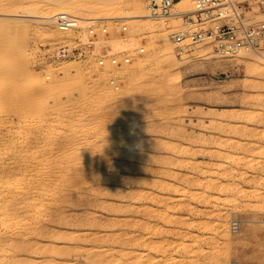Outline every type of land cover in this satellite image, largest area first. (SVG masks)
<instances>
[{
	"label": "rangeland",
	"instance_id": "1",
	"mask_svg": "<svg viewBox=\"0 0 264 264\" xmlns=\"http://www.w3.org/2000/svg\"><path fill=\"white\" fill-rule=\"evenodd\" d=\"M65 1L74 3L70 14L84 22L76 19L80 29L51 40L35 20ZM140 5L145 0L127 5L115 0H0V91L5 95L0 137L14 147V168L4 175L6 184L21 185L16 160L22 155L38 160L69 146L76 160L96 156L105 161L103 172L95 173L96 180L85 189L60 192L73 204L64 209L67 225L56 235L57 242L51 240L56 238L49 227L51 210L17 204L20 222L12 232L21 233L19 242L26 249H9V242L1 240L0 264L16 258L20 264H264V47L224 55L207 38L173 42L172 33L182 26L176 17L155 28L146 26L143 33L132 17L97 18L130 16L142 10ZM176 6L190 9L185 1ZM28 19L26 31L19 23ZM90 25L95 37L88 34ZM149 42L157 51L142 65ZM182 45L185 52H177ZM61 47L68 49L64 56H58ZM122 56L129 61L124 63ZM111 57L118 63L112 65ZM72 60L101 68L104 75L94 72L91 80L105 89L118 92L128 86L132 91L125 100L109 104L107 96L89 87L93 81L87 84V76L79 82L71 78L73 73L68 78L56 71L60 62ZM121 66L133 68L128 77L118 74ZM44 72L49 77L40 76ZM40 88L47 89L35 98ZM245 103L249 110L239 108ZM0 153L4 157L7 150L3 153L0 146ZM57 172L48 169L52 185ZM117 218L118 224L110 227ZM232 220L238 223L237 232L231 231ZM0 236L9 233L2 230ZM36 246L39 251L33 250Z\"/></svg>",
	"mask_w": 264,
	"mask_h": 264
},
{
	"label": "bare ground",
	"instance_id": "2",
	"mask_svg": "<svg viewBox=\"0 0 264 264\" xmlns=\"http://www.w3.org/2000/svg\"><path fill=\"white\" fill-rule=\"evenodd\" d=\"M136 0H115V2L117 4H120V2L122 3H125V5H127L128 3H131V2H134ZM182 2V1H181ZM61 3V2H60ZM71 4H74L73 2H69V1H65L63 3L64 6H61L58 10H56L55 12L53 13H43L41 12L40 15L37 16V19L35 20L36 21V24H37V27L39 29H41L44 33H46L49 38L51 40H57V39H60L63 35H67L70 33V30H61L60 28H58V26L56 25V16H58L59 14H68L69 16L71 15L70 11L68 10L69 6H71ZM184 4V3H183ZM34 5V4H33ZM37 6V5H36ZM32 7V6H31ZM30 7V8H31ZM74 7V6H73ZM139 8H142V10L138 11L137 13L135 14H130V16H119V15H114V14H107V15H104V16H100V17H97L98 19H112V20H120V18H129V17H132V21H137V27H139V30L137 29V31L139 33H143L144 32V29L146 26H150V27H157L159 26L161 23H164L165 24H168V22H170V20L172 19L171 18H167V20L163 19L161 20L160 17H151L147 14L146 10H145V6L144 5H140ZM187 8V7H185ZM29 9V8H28ZM37 11V9H36ZM24 12V11H23ZM14 13V12H12ZM2 14V13H1ZM11 15V14H10ZM18 16H28L29 14H26V13H23V14H20L18 13L17 14ZM16 16V14H15ZM72 17H75L79 22L83 21L84 19H82V17H79V16H74V15H71ZM3 17V16H2ZM6 18V17H5ZM12 18V17H11ZM36 18V17H35ZM145 19V18H149V19H152V22L150 23H144V22H139V21H142V20H139V19ZM138 19V20H137ZM34 20V19H33ZM130 20V19H129ZM16 21V20H15ZM14 20H6L5 22L7 24H15ZM131 21V20H130ZM131 21V22H132ZM4 22V23H5ZM17 22V21H16ZM30 20H23L22 22H20L19 24H23V27L26 31H28L29 29V26L31 23H29ZM84 22V21H83ZM82 22V23H83ZM35 23V22H34ZM135 23V22H133ZM33 24V23H32ZM147 24V25H146ZM17 25V24H16ZM15 26V25H14ZM36 26V25H35ZM133 27V26H132ZM131 27V28H132ZM37 30V29H36ZM40 30V31H41ZM38 32V31H37ZM43 33V34H44ZM131 33V31L129 32V34ZM132 33H133V28H132ZM131 33V34H132ZM136 33V32H135ZM133 33V34H135ZM130 34V35H131ZM154 37V36H152ZM151 37V38H152ZM209 40V39H208ZM152 41V40H151ZM211 42V41H210ZM212 43V42H211ZM146 49L147 51L146 54H144L141 58V60H139L141 63L140 64H145L144 62L147 61V59H150L152 54H154L156 51H157V47L155 46L154 42H149L148 45L146 46ZM179 53H183L185 52V46H180L178 48V51ZM175 52V53H177ZM167 53H164V55H166ZM168 54H171L170 52ZM106 58V57H105ZM264 58V57H262ZM109 59V58H108ZM137 58H135L136 60ZM137 60V61H138ZM91 62V61H90ZM104 62V60H103ZM110 62V61H109ZM48 63V62H47ZM111 63V62H110ZM118 63V62H117ZM116 63V64H117ZM134 63V62H132ZM138 63V62H137ZM136 63V64H137ZM92 64V63H91ZM91 64L89 63H86L85 64V67H81L79 66V64H76V62H74L73 60L72 61H62L58 64L57 68H56V71L57 72H60V74H62L64 77H68L70 78V75L71 73H73L74 76H72L71 78L73 80H76V81H79L81 82V80L85 79L86 76H87V84L91 83L92 81L94 82V80H91V74H93L94 72H96V74H99V75H104L102 72H98V71H102L101 68L95 66V64L93 66L95 67H92ZM139 64V63H138ZM139 64V65H140ZM113 65V64H112ZM115 65V64H114ZM55 66V65H54ZM122 67V66H121ZM135 67V65H134ZM86 69L87 72L83 71L82 69ZM119 69V68H118ZM131 67H128V66H125V67H122L120 68L117 72L118 74L122 77H128V75L131 73ZM104 70V69H103ZM105 72V70L103 71ZM117 74V75H118ZM39 75V74H38ZM43 75L47 78L49 77L48 76V72H44L42 73V76ZM95 75V74H94ZM97 76V75H96ZM119 76V77H120ZM162 76V74H161ZM165 76V75H164ZM102 77V76H101ZM115 77H118V76H115ZM161 79H164L161 77ZM161 79L159 81H161ZM92 82V83H93ZM131 82V80H130ZM128 82V83H130ZM91 83V84H92ZM90 84L89 87L92 88V90L95 92L96 95H104L105 97L107 96L108 99H106V101H109V104L111 103V105L115 104V102H118V101H122L123 98L125 100V98H127L126 96H128V93L130 91V89L127 87V90H120L118 92H115L113 90V88L111 89H105L100 83L99 81L96 80V82H94L92 85ZM12 87L15 89L17 86L15 84L12 85ZM49 87H53L52 85L48 86ZM94 88L96 90H94ZM45 89L47 88H40L38 91H36L35 93V98H39L40 97V94L43 93V91H45ZM129 89V90H128ZM132 89V87H131ZM132 91V90H131ZM130 91V92H131ZM134 92V91H133ZM1 91H0V100H4V97L5 95H1ZM94 94V95H95ZM118 94V97L116 96ZM95 95V96H96ZM26 98H29V97H23L22 99H26ZM99 99V97L97 98ZM24 101V100H23ZM28 101V100H26ZM24 101V102H26ZM116 105V104H115ZM240 109L242 108H248V110L251 108V105L248 104V103H245V104H241V106H239ZM239 108H237V110H235V112L237 113L239 110ZM122 112H124L125 110H121ZM249 115V114H248ZM234 124L231 125V127H233ZM96 130L99 131V128H96ZM0 146H1V150H3V153L5 150H7V154L2 157V153H0V232L2 230L4 231H7L9 233V236H6L4 237L3 239H0V247L2 246V241H8L9 242V249L11 247H19L22 249V247L24 249H26L25 246L22 245L21 242H19L20 240V234L19 232H12V230L14 229V225L18 222H20V218H18L17 216H15V211H16V208H17V204H20L18 208H32V207H35V205L38 206V209L37 211L38 212H44V211H48V210H51L52 211V218L50 219V222H49V227L53 229L52 233L55 235L56 238H54L53 236V239L51 240H55L57 242V236L56 235H59L61 231H59L61 229V227H63V225L66 224V221H63L64 219V209H66L67 207H69L72 203V200H69L68 198H65L64 196H61L60 195V192L63 191V189H70L71 187H81L82 189H85V187L87 186L86 184L87 183H91V182H94L96 180V177L95 175L100 173V172H103L102 170H104V160L103 159H97L96 156H92L90 158H83V159H79V160H76L74 158L75 156V152L72 151V154L75 153V154H71V152L68 153V150H69V146H65L62 151L60 152V154H53V153H50L51 155H48V156H43L42 158H39L38 160H35L31 157H28L27 155H22L21 158H19L18 160H16V170H17V175L19 178L22 179V182H21V185H13V186H10L8 184H6L8 181L5 180L4 178V175L8 174V172H10V170L12 168H14L13 166H10L11 165V162H13V154H14V147L12 145V141L11 140H3L1 137H0ZM76 147V148H75ZM75 149H77V145H74ZM51 152V150L49 151ZM65 156L64 157V161L63 162H60L59 161V157L60 155ZM74 158V159H73ZM11 161V162H10ZM37 163H40L39 165H36ZM80 164V165H79ZM103 166V167H102ZM50 168L52 169H58V172L54 175V179H55V184L52 185L50 184L51 183V179L53 178H50V175L48 173V169L50 170ZM96 173V174H95ZM117 173H114V175H112L113 179L115 178ZM29 178V179H28ZM32 183H35V186L31 185ZM89 186H92V184H89ZM3 190V191H2ZM76 193H78L77 190H75ZM30 195H33L32 198L30 200ZM76 201V199H75ZM120 207V206H119ZM117 210V208H116ZM120 210V208H119ZM121 211V210H120ZM123 211V209H122ZM121 211V212H122ZM262 212H264V210H261ZM28 211H25L24 213H27ZM124 212V211H123ZM120 213V212H119ZM50 214V212L48 213ZM51 215V214H50ZM120 216V215H119ZM124 216V215H123ZM23 219V218H22ZM89 219V217H88ZM114 219V218H113ZM116 219V218H115ZM91 221V220H90ZM118 218L117 220H113L112 222H109L108 225H110V223H112V226H116L118 224ZM93 222V221H92ZM91 222V223H92ZM260 222H264V220H261ZM94 223V222H93ZM92 223V224H93ZM113 224H116V225H113ZM30 224H26V226L28 227ZM67 225V224H66ZM88 226V224H87ZM67 227V226H66ZM111 227V225H110ZM87 228V227H86ZM231 228V227H230ZM224 231H226L225 229H227L226 226L223 227ZM63 231V230H62ZM228 231V230H227ZM64 232V231H63ZM87 232V231H86ZM32 233V232H30ZM30 233H29V236H30ZM74 233V231L72 232ZM228 233V232H227ZM62 234V232H61ZM70 234V233H69ZM2 235V234H1ZM71 235V234H70ZM114 235V234H113ZM226 235V234H224ZM52 234H50V238ZM64 236V233L62 235V238ZM67 236H68V233H67ZM73 236V235H72ZM75 236V234H74ZM112 236V235H111ZM228 236V235H227ZM227 236H224L225 238ZM1 237V236H0ZM31 238H33V234L30 236ZM61 236H59L60 238ZM71 237V236H70ZM109 237V236H108ZM223 237V238H224ZM50 238H47L50 240ZM58 238V240H59ZM68 238V237H67ZM66 238V239H67ZM75 237H73L72 239H74ZM95 238V237H94ZM119 238V237H118ZM224 238V239H225ZM228 238V237H227ZM227 238L225 239L226 241ZM231 238V237H230ZM98 239V238H97ZM107 239V238H106ZM2 240V241H1ZM104 240V239H103ZM111 242H108V243H112V238L109 239ZM70 241V240H69ZM74 241V240H73ZM80 241V240H79ZM95 241V239H94ZM97 241V240H96ZM100 241V240H99ZM114 241V240H113ZM48 242V240L46 241ZM71 242V241H70ZM53 243V241H52ZM103 243V242H102ZM107 243V242H106ZM49 244V243H47ZM46 244V245H47ZM45 245V244H44ZM45 245V247H46ZM54 245V244H53ZM53 245L50 244V247H52ZM72 246V244H70ZM75 245V244H74ZM108 244H106L107 246ZM39 246V245H38ZM38 246H36L33 250L38 249ZM76 246V245H75ZM80 246V245H79ZM78 246V247H79ZM227 246V244H226ZM56 246H53L52 248H54ZM59 247V246H58ZM74 246H72L73 248ZM41 247H39L40 249ZM44 248V247H43ZM42 248V249H43ZM69 248V247H68ZM83 248V246H82ZM81 248V249H82ZM89 248V247H88ZM87 248V249H88ZM38 249V251H39ZM46 249V248H45ZM51 249V248H50ZM74 249V248H73ZM76 249V248H75ZM97 249V248H95ZM101 249V248H100ZM103 249V248H102ZM106 248H104L105 250ZM228 249V248H227ZM226 249V250H227ZM29 251V249H27ZM27 250H22L24 253L25 251ZM66 250V249H65ZM78 250H80L78 248ZM84 250V248H83ZM89 250V249H88ZM87 250V251H88ZM81 251V250H80ZM100 251V250H99ZM43 252V251H42ZM53 252V251H52ZM76 252V250H75ZM91 252V251H90ZM34 253V252H33ZM39 253V252H38ZM88 253V252H87ZM98 254V252H96ZM4 254V253H3ZM2 254V251H0V255H3ZM26 254V253H25ZM69 254V253H67ZM80 254V253H79ZM30 255V253H29ZM41 255V254H40ZM55 255V254H54ZM78 255V253H77ZM83 255V254H82ZM95 255V254H93ZM99 255V254H98ZM28 256V255H26ZM17 257V256H16ZM79 257V255L77 256ZM82 257V256H81ZM94 257V256H93ZM20 260L21 257H19ZM43 258V257H42ZM18 258L16 259H11L10 262H7V264H20L19 263V259L17 260ZM93 259V258H92ZM101 259V258H100ZM99 259V260H100ZM18 262H17V261ZM43 260V259H42ZM50 260H53L52 258H50ZM79 259H77L78 261ZM81 260V259H80ZM98 260V259H96ZM15 261V262H14ZM44 261V260H43ZM45 261H48V259H45ZM58 260H56L57 262ZM82 261V260H81ZM54 262V261H53ZM102 262V261H101ZM45 263V262H44ZM50 264V262H47ZM46 263V264H47ZM59 263V262H58ZM66 263V262H65ZM43 264V263H42ZM52 264V263H51ZM64 264V263H63ZM70 264V262L68 263ZM72 264V263H71ZM75 264V263H74ZM79 264V263H77ZM114 264V263H113Z\"/></svg>",
	"mask_w": 264,
	"mask_h": 264
},
{
	"label": "built area",
	"instance_id": "3",
	"mask_svg": "<svg viewBox=\"0 0 264 264\" xmlns=\"http://www.w3.org/2000/svg\"><path fill=\"white\" fill-rule=\"evenodd\" d=\"M178 1L187 2L190 9H178ZM145 10L151 17L180 19L182 26L171 35L175 43L207 38L213 48L224 55L264 47V19L261 17L264 15V0H145ZM55 22L61 30L80 29L76 18L66 14L56 16ZM87 31L91 37L96 36L94 25H90ZM100 32L105 33V28ZM67 51L66 47H61L58 56H64ZM121 59L124 63L129 61L126 56ZM110 62L116 64L118 58L111 57ZM102 63L103 59H99V64ZM230 227L232 232L238 231L236 221L232 220Z\"/></svg>",
	"mask_w": 264,
	"mask_h": 264
}]
</instances>
